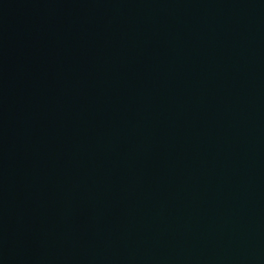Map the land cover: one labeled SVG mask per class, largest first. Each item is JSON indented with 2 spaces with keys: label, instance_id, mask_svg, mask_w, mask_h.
<instances>
[{
  "label": "water",
  "instance_id": "water-1",
  "mask_svg": "<svg viewBox=\"0 0 264 264\" xmlns=\"http://www.w3.org/2000/svg\"><path fill=\"white\" fill-rule=\"evenodd\" d=\"M0 264H264V0H0Z\"/></svg>",
  "mask_w": 264,
  "mask_h": 264
}]
</instances>
